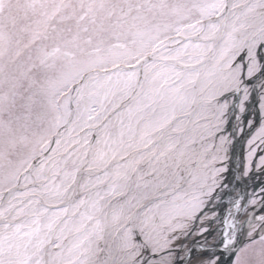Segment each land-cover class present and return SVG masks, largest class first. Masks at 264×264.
Wrapping results in <instances>:
<instances>
[{"label":"snow or ice","instance_id":"snow-or-ice-1","mask_svg":"<svg viewBox=\"0 0 264 264\" xmlns=\"http://www.w3.org/2000/svg\"><path fill=\"white\" fill-rule=\"evenodd\" d=\"M0 264H264V0H0Z\"/></svg>","mask_w":264,"mask_h":264},{"label":"bare ground","instance_id":"bare-ground-1","mask_svg":"<svg viewBox=\"0 0 264 264\" xmlns=\"http://www.w3.org/2000/svg\"><path fill=\"white\" fill-rule=\"evenodd\" d=\"M231 174L229 173V176H230Z\"/></svg>","mask_w":264,"mask_h":264},{"label":"rangeland","instance_id":"rangeland-1","mask_svg":"<svg viewBox=\"0 0 264 264\" xmlns=\"http://www.w3.org/2000/svg\"><path fill=\"white\" fill-rule=\"evenodd\" d=\"M231 174V173H230ZM231 176V175H230Z\"/></svg>","mask_w":264,"mask_h":264}]
</instances>
